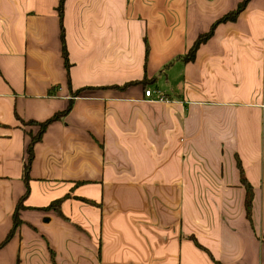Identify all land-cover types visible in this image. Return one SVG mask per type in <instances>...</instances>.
Here are the masks:
<instances>
[{
    "label": "crops",
    "instance_id": "0c3cea01",
    "mask_svg": "<svg viewBox=\"0 0 264 264\" xmlns=\"http://www.w3.org/2000/svg\"><path fill=\"white\" fill-rule=\"evenodd\" d=\"M241 1L66 0L72 87H87L73 95L59 0H0V245L26 190L16 114L43 121L73 101L35 146L0 264H264V0L178 58ZM165 65H181L182 94L146 96Z\"/></svg>",
    "mask_w": 264,
    "mask_h": 264
},
{
    "label": "trees",
    "instance_id": "16d2710c",
    "mask_svg": "<svg viewBox=\"0 0 264 264\" xmlns=\"http://www.w3.org/2000/svg\"><path fill=\"white\" fill-rule=\"evenodd\" d=\"M65 1L66 0H59L58 5H57V11L59 14L60 26H61V50H62V56L65 61L66 71H67V80H68V85H69L68 87L70 89L71 94L78 95L83 90H85L87 87H82L75 91L73 90V87H72L71 76H70V68L72 65L69 59V52H68V48L66 44L65 30H64ZM250 1L251 0H242L234 10H231L225 13L222 17L214 21L208 31L202 32L197 36L194 44L188 50V52L185 55H182L178 58L186 62L193 61L196 57L198 48L201 46V44L207 42L213 36L216 27L221 23L235 22L238 19L241 12L245 10V8L247 7ZM155 81H156L155 78L149 79L148 76H145L142 80L129 81L122 86H116V88L126 89L127 87L136 85V84H143L144 86H147L150 82H155ZM147 89L148 88H146L145 91ZM57 90H59V86L51 89L49 91V94H53ZM72 107H73V101H70L66 109L56 112L51 117L43 121H38L36 119H24L20 117L18 114H16V118L20 122L19 123L20 127L24 130L25 134L29 138V141L27 143L26 150H25V158H24V164H23V180L25 183L26 190H25V193L21 196V198L18 201L16 210L14 213V226L0 246H3L12 238L17 226L20 224L19 210L21 209V207L24 206V201L28 197L30 190H31V187H30L31 170H32V164L35 158L36 144L43 139V136L48 126L55 121L61 120L63 117H65V115L69 114L72 110ZM242 182L246 190V198H245L246 215L249 219H251L252 211H253V187L250 183L247 182L245 177H242ZM80 199L83 201H90L83 197H81ZM62 200L63 199H58L56 201H53L49 206L45 207V209L52 208V209L58 210V207L61 204ZM195 242L197 245H199L196 239H195Z\"/></svg>",
    "mask_w": 264,
    "mask_h": 264
},
{
    "label": "rangeland",
    "instance_id": "374dc122",
    "mask_svg": "<svg viewBox=\"0 0 264 264\" xmlns=\"http://www.w3.org/2000/svg\"><path fill=\"white\" fill-rule=\"evenodd\" d=\"M179 15V13H176ZM47 58V55H46ZM64 59V58H63ZM64 65H65V61H64ZM180 67L181 65H165L162 70H160V72L157 73V81L156 83H151L150 87L152 89V91L155 92V96H159V95H163V94H172V93H176V94H182L181 92L184 89H181V87L183 86L184 82H183V76L181 75L180 72ZM66 68V67H65ZM48 73L50 75L53 76H57L58 75V71L55 67H53L52 65H49L48 68ZM186 85V83H185ZM189 86H187V89L191 88V85L188 84ZM200 204H196V207L200 208L201 210L203 209H209L212 204L213 206L216 207L215 201L213 200H200L199 201ZM49 252L52 254V261L53 263L56 262V254L54 252V250L49 247ZM55 264V263H54Z\"/></svg>",
    "mask_w": 264,
    "mask_h": 264
},
{
    "label": "built area",
    "instance_id": "2783aa9c",
    "mask_svg": "<svg viewBox=\"0 0 264 264\" xmlns=\"http://www.w3.org/2000/svg\"><path fill=\"white\" fill-rule=\"evenodd\" d=\"M145 94H146V96H152L153 91H152L151 89H147V90L145 91ZM159 99L162 100V99H164V98L161 96V97H159Z\"/></svg>",
    "mask_w": 264,
    "mask_h": 264
}]
</instances>
